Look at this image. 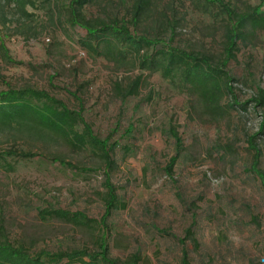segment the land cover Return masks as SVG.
I'll return each instance as SVG.
<instances>
[{
	"label": "rangeland",
	"instance_id": "obj_1",
	"mask_svg": "<svg viewBox=\"0 0 264 264\" xmlns=\"http://www.w3.org/2000/svg\"><path fill=\"white\" fill-rule=\"evenodd\" d=\"M97 1L85 10L88 17L121 18L131 0ZM153 2L151 18L139 22L138 33L154 36L162 31L164 36L159 11L169 18L174 12L182 18L174 44L220 50V38L214 41L205 27L220 26L221 19L200 12L191 0ZM60 3L65 6L68 0ZM31 11L36 16L30 20L8 10V22L0 20L8 55L23 63L0 58V91L31 87L69 108H81L93 132L112 146L115 165L106 171L88 152L67 153L65 160L72 166L40 156L8 158L14 169L0 167L3 236L22 242L31 253L94 251L105 235L110 255L122 261L138 252L141 264H181L185 250L190 264H264V188L250 170L255 150L249 142L252 137L264 169V107L256 108L250 100L258 87L264 89V32L256 44L241 46L226 66L235 79L222 103L231 107L212 115L159 73L89 54L79 45L86 31L69 24L64 15L52 16L48 6ZM139 76L138 93L123 98L119 89L124 92ZM18 148L46 156L61 150L52 141L0 130V151ZM107 177L122 206L101 223ZM57 209L94 222L42 219V212Z\"/></svg>",
	"mask_w": 264,
	"mask_h": 264
},
{
	"label": "trees",
	"instance_id": "obj_2",
	"mask_svg": "<svg viewBox=\"0 0 264 264\" xmlns=\"http://www.w3.org/2000/svg\"><path fill=\"white\" fill-rule=\"evenodd\" d=\"M61 1L63 0H0L1 23L8 22L6 10L13 16L17 15L19 19L30 20L36 16L31 10L48 6L53 12L52 16L58 15V18H61L64 15L69 24L86 31L79 45L89 54L117 64L136 67L150 74L159 73L163 78L178 84L181 90L194 98L195 104H199L202 110L212 115L220 114L225 106L231 107V104L222 103L224 97L232 93L231 82L235 79L229 75L226 66L236 57V52L241 46L248 43L256 44L259 35L264 32V11L261 10L264 0H260L257 5L244 0H239L235 4L231 0H191L193 6L200 12L213 14L214 17L221 19L220 26L205 27L206 34L214 41L220 38L221 48L217 52L190 50L174 44L175 29L182 25V18L177 17L174 12L169 18L166 11H159L157 20L166 32L164 36L162 31H158L154 36L138 33L139 22L151 18L154 11L153 0H131L130 5L124 6L125 13L121 18L109 14H105L103 18L88 17L85 10L97 4V0H68L65 6L60 3ZM167 10L173 11V7L167 6ZM0 58L9 64H23L10 58L1 38ZM140 82L139 76L126 85L124 92L123 89L122 91L119 89V94L123 98L136 95L142 85ZM114 85L120 87L117 82ZM250 100L253 101L254 107H264V89L258 87L255 96ZM6 129H13L17 134L42 141H52L61 147V150L49 156L31 149L0 151V167H5L9 171L14 169L8 160L11 157L19 160L40 156L62 165L72 166L65 160L66 154L83 152L90 153L98 162L103 163L106 171L115 165L112 146L108 144L106 138L101 139L93 132L91 125L82 115V109L69 108L62 100L45 90L31 87L1 90L0 130ZM260 132H264V116ZM249 142L255 150L250 170L258 177L264 188V169L259 167L260 150L254 146L252 137ZM177 159L178 153L171 157L166 168L168 173ZM104 186L107 191L101 223L122 206L109 177L105 179ZM42 215L44 220L60 218L88 225L94 222L81 213L71 214L60 209L42 212ZM3 231L0 226V264H141L143 259L138 252L128 255L123 261L111 256L105 235L100 238L94 251L74 249L31 253L22 242H12L4 237ZM181 264H190L185 250L181 256Z\"/></svg>",
	"mask_w": 264,
	"mask_h": 264
}]
</instances>
